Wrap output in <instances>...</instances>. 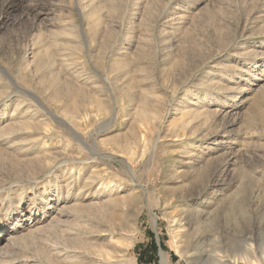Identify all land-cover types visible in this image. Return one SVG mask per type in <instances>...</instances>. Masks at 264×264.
<instances>
[{"label": "rangeland", "instance_id": "obj_1", "mask_svg": "<svg viewBox=\"0 0 264 264\" xmlns=\"http://www.w3.org/2000/svg\"><path fill=\"white\" fill-rule=\"evenodd\" d=\"M214 248L264 251V0H0V264Z\"/></svg>", "mask_w": 264, "mask_h": 264}, {"label": "bare ground", "instance_id": "obj_2", "mask_svg": "<svg viewBox=\"0 0 264 264\" xmlns=\"http://www.w3.org/2000/svg\"><path fill=\"white\" fill-rule=\"evenodd\" d=\"M15 1V0H14ZM3 99V98H2ZM7 99V98H6ZM258 100V99H257ZM3 102V101H2ZM254 103V102H253ZM259 103V102H258ZM256 105V103H254ZM19 109V108H18ZM48 110V109H47ZM195 112H197L196 110H194ZM199 111V110H198ZM202 111V110H200ZM49 113H51L49 110H48ZM200 112H198L199 114ZM194 114H197V113H194ZM231 115V114H230ZM57 117V116H56ZM228 122V121H227ZM69 127V124L66 123ZM220 160V159H219ZM263 171V170H262ZM136 197V196H135ZM224 197V196H223ZM137 198V197H136ZM120 203V202H119ZM197 212L198 214L204 212L205 210L204 209H201L199 207L193 208V212ZM197 214V215H198ZM199 214V215H200ZM203 214V213H202ZM183 232V231H182ZM180 233V232H179ZM180 236V235H179ZM183 236V235H182ZM217 244V243H216ZM251 247V246H250ZM264 249V248H263ZM186 251V250H185ZM208 251L210 252L211 256L215 259L216 261V264H238V261L234 258V260H232L231 258H229L227 255L223 254V250L222 248H217V249H208ZM188 252V251H187ZM186 252V253H187ZM261 253V252H260ZM262 256L260 257V262L258 261H255V260H252V258H250L249 256H246L244 255L242 260L247 263V264H264V251L262 252ZM188 254V253H187ZM193 257V256H192ZM162 264H169V262L167 261L166 259V256L164 253H162ZM190 259V257H189ZM257 259V258H256ZM258 260V259H257ZM214 263V262H213Z\"/></svg>", "mask_w": 264, "mask_h": 264}, {"label": "trees", "instance_id": "obj_3", "mask_svg": "<svg viewBox=\"0 0 264 264\" xmlns=\"http://www.w3.org/2000/svg\"><path fill=\"white\" fill-rule=\"evenodd\" d=\"M142 260L143 259H147L146 257H145V254H144V252L143 253H141V257H140Z\"/></svg>", "mask_w": 264, "mask_h": 264}, {"label": "water", "instance_id": "obj_4", "mask_svg": "<svg viewBox=\"0 0 264 264\" xmlns=\"http://www.w3.org/2000/svg\"><path fill=\"white\" fill-rule=\"evenodd\" d=\"M29 94H31L30 92H28Z\"/></svg>", "mask_w": 264, "mask_h": 264}]
</instances>
